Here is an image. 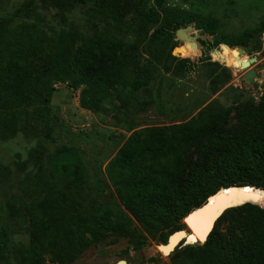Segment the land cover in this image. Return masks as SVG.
<instances>
[{"label":"trees","instance_id":"obj_1","mask_svg":"<svg viewBox=\"0 0 264 264\" xmlns=\"http://www.w3.org/2000/svg\"><path fill=\"white\" fill-rule=\"evenodd\" d=\"M75 1L78 0H42L47 4ZM95 1L98 20L121 38L111 36L110 29H107L109 35L95 34L76 48L74 58L69 45L71 39L59 34L54 26L46 25L47 18L41 11H34L33 24H0V119L3 122H15L24 102H47L57 83L81 89V107L94 112L102 111L108 99L126 100L129 90L144 98L143 92L149 89L160 65L167 72L180 73L193 64L190 58L199 59L207 54L204 47L200 51L190 50L185 43H178L176 48L185 58L176 57L171 49L167 52L169 46L174 47L176 31L181 27L194 24L202 33L216 37L209 54L223 63L227 58L242 59L243 53L234 47L250 50L256 38L264 33L263 20L259 26L245 29L228 46L226 37L219 33L217 16L178 9L166 0H153L150 12L140 14L142 22L156 25L148 44L149 65H144L137 53L136 41L131 43L127 38L138 28L131 6L136 5L140 11L149 3L146 0ZM44 27L51 33L47 43L38 31ZM100 57L108 58L113 77L95 67ZM133 66L135 75L129 81L126 72ZM211 81L214 85L220 82L218 77ZM230 112L229 107L210 105L186 122L148 126L129 135L109 161L107 172L131 217L114 219L113 213L104 211L74 229L54 215L49 207L58 202L50 200L34 204L32 207L41 208L29 211L23 204L8 200L9 213L13 218L25 215L36 220L45 249L52 254L54 262L70 264L90 239H99L109 231L132 234L133 220L151 238L165 243L172 232L185 228L184 217L211 195L230 186H246L244 189L252 193L250 202L225 211L204 242L197 243L196 236L192 235L189 240L197 244L183 246V241L169 256L171 264H226L225 257L232 264H264V191L260 190L264 189V95L258 103H250L241 112L242 127L235 133L226 131ZM200 137L208 141L200 147L204 160L186 174L185 149ZM48 164L50 174L60 182L84 184L90 178L79 147H59L49 155ZM225 218H231L234 226L228 232L229 237L220 228ZM146 240L145 236L138 238L135 248H142ZM226 240L228 246L224 243ZM16 251L21 256L20 264H44L42 250L35 243L17 247ZM10 257L9 232L0 223V264H10Z\"/></svg>","mask_w":264,"mask_h":264},{"label":"rangeland","instance_id":"obj_2","mask_svg":"<svg viewBox=\"0 0 264 264\" xmlns=\"http://www.w3.org/2000/svg\"><path fill=\"white\" fill-rule=\"evenodd\" d=\"M146 1L148 6L140 11L136 5L131 6L138 28L137 32L128 35L127 40L131 43L136 41L142 63L149 65L148 44L156 25L140 19V14L150 12L153 0ZM166 3L178 9L217 16L220 19L219 33L226 37L227 45L245 29L259 26L264 20V0H166ZM35 10L46 16V25L54 26L59 34L71 39L69 45L73 58L76 48L95 34L109 35L110 32L111 36L121 38L98 20L95 0L60 4H47L42 0H0V24H33ZM47 29L38 30L45 43L51 37ZM195 33L202 32L196 29ZM215 39L211 35L204 39L202 42L207 54L199 59L190 58L193 64L187 65L180 73L167 72L160 65L149 89L143 92L144 98L129 90L126 91V100L108 99L103 103L102 111L94 112L81 107V89L57 83L47 102H24L15 122L5 123L0 119V223L9 232L10 264L21 262L17 247L32 243L41 248L44 264L57 263L45 249L37 221L25 215L13 218L6 204L8 200L16 205L23 204L27 211L39 210L40 206H32L41 201L58 202V206L49 208L58 219L74 229L104 211L113 213L114 219L125 215L131 217L107 172L109 161L130 134L148 126L186 122L210 105L231 109L226 131L235 133L241 129V112L250 103H258L264 95V33L256 38L250 50L244 48L243 58H255L247 68L231 58H227L225 63L214 59L209 52ZM174 41V47L169 46L167 52L171 49L176 57L185 58L176 52L178 43L184 42L176 36ZM94 65L103 69L108 77H113L107 57L98 58ZM135 70V66L127 69V80H133ZM250 70L253 71L252 80L249 79ZM213 77L219 78L218 85L212 83ZM207 142L205 137H200L193 146L185 149L183 168L186 174L203 162L200 147ZM63 145L83 150L84 162L90 173L84 184L63 183L50 174L48 157ZM242 191L247 196L245 200L252 199L249 190ZM232 227L231 218L220 223L227 237ZM131 228L130 235L109 231L99 239H90L87 247L70 264H117L121 260H126L127 264H171L170 256L158 248L163 242L151 238L136 220L131 223ZM141 236L147 237L146 243L136 249L135 241ZM224 243L229 245L228 240ZM224 262L232 264L229 257H225Z\"/></svg>","mask_w":264,"mask_h":264},{"label":"water","instance_id":"obj_3","mask_svg":"<svg viewBox=\"0 0 264 264\" xmlns=\"http://www.w3.org/2000/svg\"><path fill=\"white\" fill-rule=\"evenodd\" d=\"M195 31V25L190 24L177 29L176 37L179 40H182L184 43H187L194 41V39L197 37H200L204 40L209 36V34L195 33ZM234 48H236L242 53L244 52V47ZM254 61L255 58H250L246 61H243L241 63L242 67L247 68ZM248 73L250 76L249 79L252 80L253 71L250 70ZM244 187L246 186H230L227 188H223L211 195L204 204L194 208L184 217L183 223L185 224V228L178 229L172 232L168 236L167 242L159 244L158 248L161 250L162 253L167 252V255L169 256L178 247H180L183 241L186 244H190L188 240L192 235L196 236L197 243L204 242L210 232L215 227V224L218 219L223 215L225 211L232 207L242 205L246 202H250L248 200H245L247 196L242 191ZM260 190L264 191V189ZM117 264H127V261L121 260Z\"/></svg>","mask_w":264,"mask_h":264},{"label":"bare ground","instance_id":"obj_4","mask_svg":"<svg viewBox=\"0 0 264 264\" xmlns=\"http://www.w3.org/2000/svg\"><path fill=\"white\" fill-rule=\"evenodd\" d=\"M201 40H203L200 37H197L194 39V41L185 43L190 50L196 49L197 51H200V49L203 47ZM243 61H246L245 58H242L239 60V63L241 64ZM242 66V64H241ZM165 255H167V252H164Z\"/></svg>","mask_w":264,"mask_h":264},{"label":"snow or ice","instance_id":"obj_5","mask_svg":"<svg viewBox=\"0 0 264 264\" xmlns=\"http://www.w3.org/2000/svg\"><path fill=\"white\" fill-rule=\"evenodd\" d=\"M250 198H253V197H250ZM254 198H257L258 199V197H254Z\"/></svg>","mask_w":264,"mask_h":264}]
</instances>
